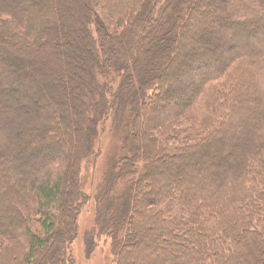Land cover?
<instances>
[{
    "label": "trees",
    "instance_id": "obj_1",
    "mask_svg": "<svg viewBox=\"0 0 264 264\" xmlns=\"http://www.w3.org/2000/svg\"><path fill=\"white\" fill-rule=\"evenodd\" d=\"M107 120L87 253L264 264V0H0V264H74Z\"/></svg>",
    "mask_w": 264,
    "mask_h": 264
},
{
    "label": "rangeland",
    "instance_id": "obj_2",
    "mask_svg": "<svg viewBox=\"0 0 264 264\" xmlns=\"http://www.w3.org/2000/svg\"><path fill=\"white\" fill-rule=\"evenodd\" d=\"M64 5H68V3L64 2ZM48 67L52 68V65ZM69 81L71 82V79ZM69 86L71 87V83H69ZM74 94V91L71 90L70 97H73ZM68 107L66 112L69 115L70 110ZM120 144L121 142L113 131V126L107 120L102 127L101 125L99 127L94 155L82 163L80 172L81 189L88 199L83 200L82 207L79 210L76 219V235L70 245V253L74 264H112V257L109 253V239L103 236L95 238L93 251L89 254L85 250L84 238L86 232L94 227V201L92 195L102 180L103 172L109 160L120 154Z\"/></svg>",
    "mask_w": 264,
    "mask_h": 264
}]
</instances>
